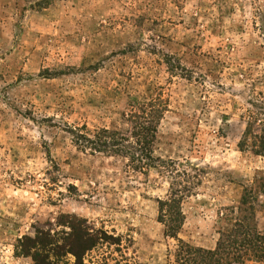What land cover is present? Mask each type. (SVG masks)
<instances>
[{
	"label": "rangeland",
	"instance_id": "374dc122",
	"mask_svg": "<svg viewBox=\"0 0 264 264\" xmlns=\"http://www.w3.org/2000/svg\"><path fill=\"white\" fill-rule=\"evenodd\" d=\"M158 99L168 108L154 157L202 181L179 237L214 249L264 176L260 142L240 149L249 123L264 128V0H0V264H34L19 241L50 234L55 250L72 225L97 241L84 264H168L163 164L144 174L73 142L129 136L132 111Z\"/></svg>",
	"mask_w": 264,
	"mask_h": 264
},
{
	"label": "trees",
	"instance_id": "16d2710c",
	"mask_svg": "<svg viewBox=\"0 0 264 264\" xmlns=\"http://www.w3.org/2000/svg\"><path fill=\"white\" fill-rule=\"evenodd\" d=\"M167 108V103L158 99L132 111L127 119L131 124L129 136L118 131L100 129L93 135L78 132L73 142L80 150L89 149L95 153L126 158L134 171L144 174L150 169H158V163L163 164L161 168L170 175L172 182L166 198L158 200V221L164 227L165 237L176 242L174 249L168 251V264L264 263V232L254 223L260 200L264 205V176L253 185L245 187L239 205L231 211L236 216L233 224L226 231L220 232L214 249L191 245L179 237L185 224L183 204L194 195L202 181L196 167L181 166L174 161H162L154 157L158 126ZM251 125H247L240 149L245 150L247 142L252 139L260 142V146L254 148V153L264 157V128L260 129V133H254ZM71 231L72 234L64 239V244L57 245L55 250L49 248L55 245L50 234L37 232L34 239L22 238L17 252L31 258L34 264H59L52 256L68 254L75 256V264H84V254L95 248L97 241L88 230H77L72 225Z\"/></svg>",
	"mask_w": 264,
	"mask_h": 264
}]
</instances>
